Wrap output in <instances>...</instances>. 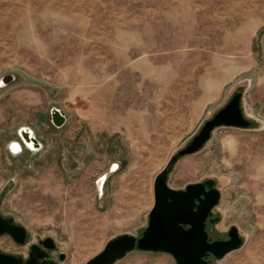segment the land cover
<instances>
[{
	"label": "rangeland",
	"instance_id": "374dc122",
	"mask_svg": "<svg viewBox=\"0 0 264 264\" xmlns=\"http://www.w3.org/2000/svg\"><path fill=\"white\" fill-rule=\"evenodd\" d=\"M236 93L253 126L216 130L169 186L216 181L210 235L235 226L244 244L212 264H264V0H0V215L28 231L0 250L27 258L52 239V260L87 264L111 240L140 237L156 176ZM116 264L176 261L133 252Z\"/></svg>",
	"mask_w": 264,
	"mask_h": 264
},
{
	"label": "water",
	"instance_id": "95a60500",
	"mask_svg": "<svg viewBox=\"0 0 264 264\" xmlns=\"http://www.w3.org/2000/svg\"><path fill=\"white\" fill-rule=\"evenodd\" d=\"M14 81L13 76L2 79L1 85ZM52 123L62 129L67 117L59 110L52 109ZM250 121L243 109V94L236 93L228 104L208 120L188 146L171 157L167 166L156 176L154 182L155 204L149 214V224L140 237L122 235L111 240L104 250L87 264H116L133 252L162 253L170 255L176 264H211L209 258L222 260L230 253L243 247L244 239L239 229L233 226L229 239L213 240L207 230V223L213 217L214 210L221 202V192L216 181L208 180L200 184H191L185 190H174L169 186V176L180 159L197 154L210 142L213 133L220 128L250 129ZM32 130L21 129L19 135L29 150H41L42 145L32 136ZM33 145V149L29 147ZM102 179L98 189L103 190ZM219 222V218L211 221ZM9 236L20 246L28 240V231L18 225L14 219L0 215V239ZM56 250L52 239L42 241L30 247L29 256L5 254L0 250V264H60L66 255L60 254L59 262L52 260L50 252Z\"/></svg>",
	"mask_w": 264,
	"mask_h": 264
},
{
	"label": "bare ground",
	"instance_id": "6f19581e",
	"mask_svg": "<svg viewBox=\"0 0 264 264\" xmlns=\"http://www.w3.org/2000/svg\"><path fill=\"white\" fill-rule=\"evenodd\" d=\"M32 136H35V134H34L33 132H32ZM29 147L33 149V145H29ZM10 149H11L14 153L18 154V153H20V152H23L24 147L22 146L21 143H19V142H14V143H12V144L10 145ZM113 170H114V172H115V171L117 170V167L114 168ZM107 178H108V176L103 177V178H102V182H105V181L107 180ZM103 187H104V184H103ZM104 189H105V188H103V190H104Z\"/></svg>",
	"mask_w": 264,
	"mask_h": 264
},
{
	"label": "flooded vegetation",
	"instance_id": "af4514ba",
	"mask_svg": "<svg viewBox=\"0 0 264 264\" xmlns=\"http://www.w3.org/2000/svg\"><path fill=\"white\" fill-rule=\"evenodd\" d=\"M218 217H216L214 214H213V217L212 218H210L209 220H208V223H207V230H208V232H209V234H211L210 233V227H212V228H214L218 223H216V224H213L211 221L213 220H216ZM229 232V231H228ZM210 237H211V235H210ZM212 239H213V237H211ZM229 239V237H227V238H225V239H222L223 241H226V240H228ZM214 241L215 240H217V239H213ZM215 258L212 256L211 258H209V262L212 264V262H213V260H214Z\"/></svg>",
	"mask_w": 264,
	"mask_h": 264
},
{
	"label": "crops",
	"instance_id": "0c3cea01",
	"mask_svg": "<svg viewBox=\"0 0 264 264\" xmlns=\"http://www.w3.org/2000/svg\"><path fill=\"white\" fill-rule=\"evenodd\" d=\"M208 103H206V105H203V106H201V110H200V112H199V116H203V115H205V113L207 112V110H208ZM225 129H232V128H225ZM234 129V128H233Z\"/></svg>",
	"mask_w": 264,
	"mask_h": 264
}]
</instances>
